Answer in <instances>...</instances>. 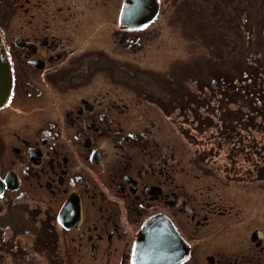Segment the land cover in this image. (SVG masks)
Listing matches in <instances>:
<instances>
[{
    "label": "flooded vegetation",
    "instance_id": "1",
    "mask_svg": "<svg viewBox=\"0 0 264 264\" xmlns=\"http://www.w3.org/2000/svg\"><path fill=\"white\" fill-rule=\"evenodd\" d=\"M35 1L39 5V0ZM127 1L119 0L115 11L114 0L108 7L106 3L103 8L99 3L89 6L92 20H106L77 33L20 32L13 35L12 41L0 40L1 61L8 66L11 82L0 104V215L11 214L18 230L31 221L55 220L67 256L71 248L72 253L84 257H102L104 264H133L139 245L147 244L143 230L154 218L163 225L166 220L174 229L176 237H171L168 245L176 247L173 252L177 246L185 252L177 264H264V174L260 153L254 151L246 167L245 156L240 158L228 151L222 167L214 165L211 174L207 173L213 179L211 185H205L207 188L234 179L235 191L227 194L228 198L238 197L236 202L197 200L190 193L191 184L204 182L207 177L186 170L176 146L167 150L165 121L175 130L182 123V111L190 112L189 120H193L192 112L204 110L210 97H199L193 93L196 89L187 88L183 99L181 90L161 85L165 90H158L153 100L151 95L156 93L145 91L150 85L160 84L158 79L164 77L144 72L146 77L142 79L127 57L146 52L148 31L158 26L156 21L163 15L170 14L168 0H156L157 13L144 24L136 18L142 8L127 7L124 18ZM71 9L67 7L68 15L73 14ZM93 32L100 36L93 41L98 55L92 58L88 44ZM101 54L107 56L104 64L99 62ZM101 80L118 82L116 90L121 95L117 100L109 92L95 94V83ZM61 84L79 90L88 84L93 87L65 112L56 88ZM44 85L50 86V108L62 112L60 118L58 115L46 120L29 138L23 126L18 127L17 138L5 133L3 120H7L3 115L6 109H13L15 102L22 108L30 105L32 124L38 121L39 110H44L38 104L47 89ZM143 100L154 105L150 107L149 122L137 120L147 114L146 109L143 114H134V119L127 115L131 104L150 106L142 104ZM156 110L163 114L162 120L158 115L157 119L151 118ZM226 131L215 127L216 136L225 132L224 140ZM238 133L244 131L239 128ZM212 148L200 153L201 161L213 158ZM182 172L188 174L185 186ZM244 184L250 186L249 191L242 187ZM62 208L65 226L59 223ZM75 240L74 252L71 244Z\"/></svg>",
    "mask_w": 264,
    "mask_h": 264
},
{
    "label": "rangeland",
    "instance_id": "2",
    "mask_svg": "<svg viewBox=\"0 0 264 264\" xmlns=\"http://www.w3.org/2000/svg\"><path fill=\"white\" fill-rule=\"evenodd\" d=\"M111 1L113 0H39V5H36L37 1L33 0L35 3L33 5L30 0H0V40L12 41L13 35L20 32L32 34L48 30L55 31L58 35H65V33L73 34L75 31L77 33L79 29L93 28L106 19L92 20L88 7L94 6L96 3H99L101 8L105 6V3L108 7ZM118 1L114 0L113 2L114 11ZM166 5L170 14L163 15L156 21L158 26L148 31L146 39L149 44L146 52L127 57L129 63L136 65L134 72H140L139 77L142 79L150 72L154 74V77H164L158 79L160 84L155 86L153 84L145 88L149 94V91L156 93L151 95L153 100L159 95L158 90L161 92L165 90L161 88V85H165L164 87L170 90L181 89L183 91L189 85L194 88L193 81L199 80L204 83L211 76L216 78L215 76L221 77L224 74L241 77L242 71L239 74L237 72L240 66H243V57L247 64H253L254 57L257 58L258 55L256 52H264V0H168ZM28 7L33 9L24 11ZM67 7L72 8L70 10L72 15H68ZM32 13L35 16H31ZM101 15H105L104 11ZM77 24L79 28L76 27ZM155 35L156 37H154ZM99 36L100 34L96 32L90 36L88 51L92 58L98 55L93 41ZM105 58L107 56L101 54L99 62L104 64ZM144 72L146 75L143 74ZM246 74L244 72L242 77H245ZM248 78L247 74L246 79ZM213 79L210 80L211 83H216ZM258 82L264 85V78L261 77ZM219 83L222 82L216 84L219 85ZM64 85L61 84L60 88H56L62 111L65 112H69L73 108L79 97H86V90L93 87L88 84L79 90L77 87L64 88ZM95 85L98 89L95 94L109 92L114 100H117L121 95L116 90L118 82L111 84L101 80ZM44 86L47 89L43 90L41 103H38L44 110H39L38 121L32 124L34 118L29 112L30 105L22 108L15 102L13 109H6L7 111L3 115L7 120H3L5 133L16 137V133H20L18 127L23 126L25 137L29 138L33 135L34 130L46 120L54 119L58 115L60 118L63 113L59 114L54 112V108H50V86ZM122 88L124 87L122 86ZM203 94H208L210 98L205 101L204 110L192 112L193 120H189L190 112L182 111V123H178V128L175 130L165 121V133L168 140L165 147L167 150L176 146L175 151L179 152L182 157V166L186 170L190 168L192 173H197L202 178L207 177V173L211 174V168L214 165L222 167V164L226 162L228 151L231 155L240 158L245 156L246 167L248 166L247 159L255 155L254 151L260 153V158L258 155L256 156L264 162V119L259 123L258 118L254 117L255 109H252L255 104H259V101L248 96L247 98H238L237 102H230L228 109L239 108L245 119L254 118L238 122H236L238 118L230 119L232 125L223 128L228 132L227 140H224L225 132L218 136L215 132V127H220V121L217 126H213L217 122L213 102L217 104L219 98H215L216 95L207 90L199 93L201 96ZM142 104L150 106L139 107L131 104L132 107L129 108L127 115L134 119V114H137L138 111L143 114V109H146L147 114L137 120L149 122L148 116L152 110L150 107L154 105L145 100ZM155 114L151 118L157 119L158 115L162 120L163 114L158 110L155 111ZM207 116L213 117L209 124ZM119 120L121 121V119ZM13 121H15L14 124L10 125ZM24 123L32 125L27 126ZM239 128L244 131V134H235ZM178 130L181 131V135L178 134ZM259 146L262 148L258 149ZM211 147H213L212 153H215L213 158L201 161L200 153H206ZM195 155L197 160H194ZM233 161L237 162L238 159ZM187 175L182 172L184 186ZM234 181V179L229 182L221 181L217 186L207 188L205 185H211L213 182L212 177H207L204 182L199 181L194 185L191 184L188 190L196 195L197 200L211 199L232 204L238 200V197L228 198L227 192L235 191L233 189ZM242 187L247 191L250 190V186L247 184ZM0 212H2L1 209ZM54 221H43L42 223L31 221L30 225L18 230L15 221H12L11 214L6 217L0 215V264H104L102 257L94 259L89 254L86 257L78 255L79 253L74 249L77 240L72 241L71 244L75 253L71 252V248H67L69 251V256H67L60 228Z\"/></svg>",
    "mask_w": 264,
    "mask_h": 264
},
{
    "label": "trees",
    "instance_id": "3",
    "mask_svg": "<svg viewBox=\"0 0 264 264\" xmlns=\"http://www.w3.org/2000/svg\"><path fill=\"white\" fill-rule=\"evenodd\" d=\"M257 58L254 57L253 64L249 63L247 64L245 57H243L242 61L243 66H240V69L238 70L237 74L241 72V77H238V75L235 76H228V75H222L221 77L211 76L206 80V82L201 83L199 80L193 81L195 83L194 88H191V85L188 86V89H196L193 93H196L197 96L201 97L199 93L203 92L204 90H207L211 92L212 94H215V98L218 99V103L216 104L213 102L215 106L214 115L216 116V124L213 126H217L220 121V127L226 128L227 125L231 126L232 124L230 119H236V122L240 120H248L253 119L255 116L258 118V122H262V119H264V85L260 84L258 80H261V77L264 78V52L257 51L256 52ZM252 61V60H251ZM247 73L249 75V78L246 79L245 77H242L243 73ZM214 78V79H213ZM214 80L216 83L222 82L216 84L211 83L210 80ZM239 80V81H238ZM248 80V81H247ZM181 90V89H179ZM185 90H181L182 98H185ZM192 93V92H191ZM208 95V94H207ZM248 96L255 98L257 101H259V104H255L252 109H255V115L254 117H248V119H245L243 115H241V111L239 108L236 109H228V106L230 105V102H237V99L240 97L247 98ZM252 99V98H251ZM246 100V99H245ZM229 102V103H228ZM225 116V117H224ZM248 116V115H247ZM209 121L212 122L213 117L207 116ZM238 127V126H237ZM243 127V126H241ZM264 152V149H263ZM264 155V154H263ZM260 163L263 164L261 166L262 174H264V162L262 159L260 160Z\"/></svg>",
    "mask_w": 264,
    "mask_h": 264
},
{
    "label": "water",
    "instance_id": "4",
    "mask_svg": "<svg viewBox=\"0 0 264 264\" xmlns=\"http://www.w3.org/2000/svg\"><path fill=\"white\" fill-rule=\"evenodd\" d=\"M146 12L144 17L140 18L139 23L144 24L151 21L157 13L156 0H128L124 5V18L126 9L128 8H142ZM10 73L8 66L1 61L0 56V104L4 102L10 89ZM0 183V188H1ZM1 193V191H0ZM64 215V209L62 208L59 215V223L65 226L62 216ZM143 237H145V243H141L137 249V252L133 256V264H177L182 260L185 255L184 250H180L181 247H169V241L171 237L174 239L176 233L171 225L165 220V225L157 218L149 220L145 229L143 230Z\"/></svg>",
    "mask_w": 264,
    "mask_h": 264
},
{
    "label": "bare ground",
    "instance_id": "5",
    "mask_svg": "<svg viewBox=\"0 0 264 264\" xmlns=\"http://www.w3.org/2000/svg\"><path fill=\"white\" fill-rule=\"evenodd\" d=\"M0 56H1V52H0Z\"/></svg>",
    "mask_w": 264,
    "mask_h": 264
}]
</instances>
